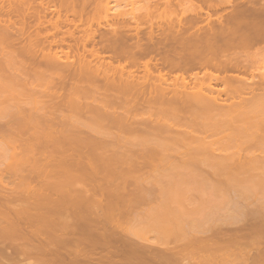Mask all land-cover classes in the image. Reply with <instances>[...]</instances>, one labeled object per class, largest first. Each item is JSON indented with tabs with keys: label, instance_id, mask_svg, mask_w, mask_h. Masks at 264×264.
<instances>
[{
	"label": "bare ground",
	"instance_id": "1",
	"mask_svg": "<svg viewBox=\"0 0 264 264\" xmlns=\"http://www.w3.org/2000/svg\"><path fill=\"white\" fill-rule=\"evenodd\" d=\"M0 134V264H264V0H0Z\"/></svg>",
	"mask_w": 264,
	"mask_h": 264
},
{
	"label": "rangeland",
	"instance_id": "2",
	"mask_svg": "<svg viewBox=\"0 0 264 264\" xmlns=\"http://www.w3.org/2000/svg\"><path fill=\"white\" fill-rule=\"evenodd\" d=\"M114 4H115V2H111V3H110V5H111L112 7H115ZM118 5H119V7H121V8H119ZM116 6H117L119 9H121V10H124V9H125V8L123 9V2H122V3H118V4H116ZM127 6L130 7V5H127ZM117 7H115V8L117 9ZM124 7H125V6H124ZM126 9H128V7H126ZM126 9H125V11H126ZM129 9H130V8H129ZM129 9H128V10H129ZM23 98H24V97H23ZM24 101H26V100H24ZM0 135H2V134H0ZM13 135H15V134H13ZM17 135H18V134H17ZM17 135H15V136L17 137ZM20 135H21V136H20ZM20 135H18V140H19V136L22 137V138H20V141L27 139V138H25V137H27L28 134H27V135L24 134V136H22L23 134H20ZM102 135H103V134H102ZM111 136H112V134H111ZM0 137H1V138H0V154H1V153L3 154V152H4V154L6 155V154L8 153L6 156L3 154L5 157H4L3 155H1L2 157L0 156V167L3 168V167H5L6 165H8V163H10L11 161H13L12 158L15 157V154L18 153L17 155H18V157H19V156H20L19 153H21V152H18V150L21 149V150L23 151L24 148L22 149V146H21V148L18 149V145H17L16 147L14 146V147L16 148V149H14V148L10 147L9 143H6V142H8V140L6 141V138H5V137H4L5 140H4V138H2L3 136H0ZM68 137H69V136H68ZM69 138H70V137H69ZM16 139H17V138H16ZM3 141H4V142H3ZM5 143L9 145V146L7 145V147H10V149L6 147ZM2 147H3V149H2ZM19 147H20V146H19ZM34 148H35V147H34ZM5 149H6V150H5ZM36 149H37V148H36ZM38 149H40V148H38ZM38 149H37V150H38ZM42 149H43V148H41V151H42ZM2 150H3V152H2ZM8 150H9V151H8ZM14 150H15L16 152H15ZM21 150H20V151H21ZM37 150H35V151L37 152ZM53 150H55V149H53ZM57 150H58V149H57ZM112 150H115V149H112ZM112 150L110 149V150L106 151L105 153H107V152H111ZM5 151H6L7 153H5ZM12 151H13L15 154L12 153L14 156L11 158V157H10V154H11ZM35 151H34V152H35ZM120 151H121V150H120ZM36 152H35V153H36ZM55 152H56V150H55ZM115 152H116V150H115ZM117 152H118L117 155H114V156H113V155H109V154H105V155H101V156H94V157H92V159L95 160L96 163H98L99 161H100V162H103L104 160L106 161V159H107V161H109V164L112 163L116 168H118V169L120 168V169H121V167H122V168L124 167V166H123V165H124V164H123V159H125V156L128 157L129 155H125V156H124L123 154H119V151H117ZM38 153H39V154H38ZM38 153L34 154V158H35V157H38V158L41 159V158H45L46 156H53V158H54V157L56 158V156H57V155L54 153V151H52V148H48V149L45 148V149H43V152H42V153H40V150H39ZM121 153H122V152H121ZM118 154H119V155H118ZM17 155H16V156H17ZM123 156H124V157H123ZM15 158H17V157H15ZM53 158H50L51 160H49V162H50V161L52 162V159H53ZM57 158H60V157H57ZM57 158H56V159H57ZM129 158H130V156H129ZM92 159H91V160H92ZM44 160H45V159H44ZM57 160H58V159H57ZM82 160H83V159H82ZM85 160H86V159H84V161H85ZM91 160L88 159V161H90V162H91ZM93 160H92V161H93ZM42 161H43V160H42ZM47 161H48V160H47ZM54 161H55V160H54ZM110 161H111V162H110ZM25 162H26V161H24V163H25ZM43 162H45V161H43ZM43 162H42V163H43ZM91 163L93 164L94 162H91ZM96 163H95V164H96ZM26 164H27V162H26ZM28 165H29V164H28ZM28 165H26V167H27ZM8 175H9V176H8ZM145 175L147 176L148 174H145ZM145 175H144V176H145ZM152 175H153V177H154L156 174H155V175L152 174ZM39 176H40V175H39ZM39 176H37V175L35 176V175H34V176L32 177V178H34V179H31V180H33V185H34V183H37L39 180H40V181H39L38 183H40V182H45V180H47L46 176H45V178H44V176H42V175H41L40 177H39ZM99 177H101V175H100ZM149 177H150V176H149ZM151 177H152V176H151ZM153 177H152V178H153ZM41 178H42V180H41ZM4 179H5V180H4ZM4 179H3V180L6 181V182L4 183V181H3V184H7V183H9V181H10V183H12V182H16V181H14V180H15V177H13L12 174L10 175V173H7V174L4 176ZM6 179H7V180H6ZM13 179H14V180H13ZM44 179H45V180H44ZM8 180H9V181H8ZM12 180H13V181H12ZM7 181H8V182H7ZM50 181H54V180L51 179ZM31 182H32V181H31ZM31 182H30V183H31ZM38 183H37V184H38ZM72 183H73V184H72ZM153 183H154V182H153ZM37 184H36V185H37ZM71 184H72V186H74L75 189L79 187V184H77V183L71 182ZM71 184H70V185H71ZM74 184H76V185H74ZM7 185H8V186H7ZM7 185H6V186H7L6 188L9 189V188H10V187H9L10 184H7ZM31 185H32V184H31ZM70 185H69V183H68V185H67L68 187H67L66 189H68L69 187H72V186H70ZM34 186H35V185H34ZM36 187H37V186H36ZM8 189H6V190H8ZM70 189H73V187L70 188ZM31 197H32V196H31ZM31 197H28V198L30 199ZM121 197H122V196H121ZM98 198H104V196H103V197H102V196H101V197L98 196ZM122 198H123V197H122ZM126 198H127V197H126ZM31 199H33V198H31ZM31 199H30V200H31ZM35 199H36V198H35ZM154 199H155V198H154ZM127 200H129V198H127ZM131 200H132V199H131ZM27 201H28V202H31V201H29L28 199H27ZM27 201H26V202H27ZM34 201H35V200H33V202H31V203H27V205H28V206H31V207L35 206V205H33V206L31 205L32 203H34ZM37 202H38V204H39V200H38V201H35L36 205H37ZM130 203H131V202H130ZM19 204H21V203H19ZM126 204H128V206H129V205H131L132 203L129 204V202H128V203H126ZM126 204H125L126 208H123V209H122V206H120V208H119V207L116 208V209H117V212H118V209H121V210H119V211H122V210L124 211L125 209H127V205H126ZM17 205H18V204H17ZM25 205H26V204H25ZM133 205H134V204H133ZM143 205H145V204H143ZM18 206H20V205H18ZM22 206H23V205H22ZM37 206H38V205H37ZM37 206H36V208H37V211H38L40 205H39L38 207H37ZM135 206H136V208H135ZM135 206H134L135 209H133L131 206H129L130 209H129V207H128L129 212H130V210H132L130 213L128 212V214H133L134 211H137V212H136L137 214H136V213L133 214L134 217H135V214L138 215V214L141 213L140 215H142L143 212H144V211L142 210V209H143V208H142V204L140 203V206H138L137 203H136ZM137 206H138V208H137ZM145 206H147V207L145 208ZM145 206H143V207H144L145 210H146V209L148 208L149 205L147 204V205H145ZM139 207H141L142 209H141V208L139 209ZM34 208H35V207H34ZM34 208H33V209H34ZM36 208H35V209H36ZM128 210H127V211H128ZM37 211L35 212L36 214H38ZM98 211H100V210H98ZM125 211H126V210H125ZM127 211H126V212H127ZM93 212H94V211H93ZM100 212H101V211H100ZM126 212H125V213H126ZM96 213H97V212H96ZM121 213H122V212H121ZM208 213H209V212H208ZM208 213H207V214H208ZM214 213H215V212H214ZM62 214H64V213H62ZM98 214H101V213L98 212ZM123 214H124V213H123ZM202 214H203V213H202ZM209 214H213V213L210 212ZM216 214L219 215L220 212H219V213L217 212ZM224 214H229V213H224ZM133 215H131V216H133ZM143 215H144V214H143ZM205 215H206V213H205ZM214 215H215V214H213V216H214ZM221 215H222V213H221ZM138 216H139V215H138ZM209 216H210V215H209ZM211 216H212V215H211ZM136 217H137V216H136ZM25 228H26V227H25ZM28 228H29V227H27L26 230H29ZM226 229H227V230H230V229H228V228H226ZM31 230H32V228H31ZM162 239H163V238H161V240H162ZM161 240H160L159 237H157L155 234H149V235H147V237H146V242H145V244H144V243H143V244H144V245L147 244L148 246H151V244H152L153 246H155V247H157V248H159V247L161 248L162 246H160L159 244H157L159 247H158L157 245H154V244H156V243H164V242H166V241L163 242V241H161ZM164 240H165V239H164ZM166 240H168V239H166ZM20 241L23 242V240H20ZM20 241H19V242H20ZM6 242H7V241H6ZM1 243H2V242H1ZM7 243H8V244H7ZM7 243H6V244H7V245H6L5 242H4V245L7 246V248H6V246L4 247V250H5V248H6V249H9V250H6V251H10V248H11L10 243H11V242H10V243L7 242ZM13 243H14V242H13ZM26 243L28 244V242H25V244H26ZM167 243H168V245H172V246H173V244H175V242L172 240V238H171V240L169 239V242H166V244H167ZM166 244H165V245H166ZM11 245H12V244H11ZM165 245H163V246H165ZM168 245H167V246H168ZM8 246H10V248H9ZM26 246H28V247H30V248H34L35 245L29 243V245H26ZM66 246H68V245H66ZM70 246H71V245H70ZM70 246H68V248H67V247H66V248L69 249ZM64 247H65V246H64ZM64 247H63V248H64ZM71 247H74V246H71ZM0 248H1V247H0ZM2 248H3V247H2ZM60 248L62 249V247H60ZM153 248H154V247H153ZM162 248H163V247H162ZM99 249H100V248H99ZM99 249H98V250H97V249L95 250L97 253L93 252L94 250H92V252L89 253V251H88V254H86L87 256L89 255L88 257L93 258V259H91L92 262L95 261V260L98 262V258L101 259V261L103 260V259H102V255H103L104 253H102V252H105V250H104V251H103V250H100V252H99ZM61 251H62V250H61ZM65 251H66V250H65ZM68 251H69V252H68V254H69V253H70V250H68ZM63 252H64V249H63ZM68 254H67V252H66V255H68ZM95 254H96V255H95ZM101 254H102V255H101ZM19 256H20V255H19ZM65 257H69V256H65ZM19 258H21L20 260H23V262H26V261H24V260H27V259H23V256H20ZM69 259H70V257H69ZM89 259H90V258H89ZM66 260H67V258H66ZM117 260H118V261H117ZM117 260H116L115 262H119V258H118ZM120 260H121V258H120ZM67 261H68V260H67ZM69 261H70V260H69ZM109 261H110V260H109ZM113 261H114V260H113ZM121 261H122V260H121ZM121 261H120V262H121ZM29 262H30V263H28V264H31V263H32V264H33V263L36 264V262H37V258H36V259H35V258H34V259L32 258V262H31V261H29ZM97 262H96V263H97ZM104 262H105V261H104ZM99 263H100V262H99ZM105 263L107 264L108 262L106 261ZM38 264H42L41 261H40V263H38ZM102 264H104L103 261H102ZM108 264H109V263H108ZM118 264H121V263H118ZM124 264H125V263H124Z\"/></svg>",
	"mask_w": 264,
	"mask_h": 264
}]
</instances>
